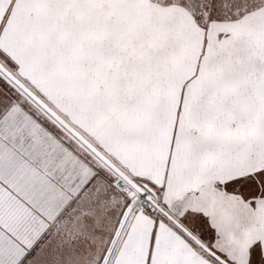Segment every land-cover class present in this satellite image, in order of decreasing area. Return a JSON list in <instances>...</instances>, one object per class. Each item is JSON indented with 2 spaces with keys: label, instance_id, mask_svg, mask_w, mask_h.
Masks as SVG:
<instances>
[{
  "label": "snow or ice",
  "instance_id": "1",
  "mask_svg": "<svg viewBox=\"0 0 264 264\" xmlns=\"http://www.w3.org/2000/svg\"><path fill=\"white\" fill-rule=\"evenodd\" d=\"M0 264H264V0H0Z\"/></svg>",
  "mask_w": 264,
  "mask_h": 264
}]
</instances>
